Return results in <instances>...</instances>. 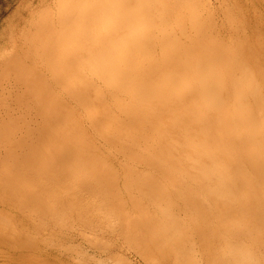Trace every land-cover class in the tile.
<instances>
[{
  "label": "rangeland",
  "instance_id": "rangeland-1",
  "mask_svg": "<svg viewBox=\"0 0 264 264\" xmlns=\"http://www.w3.org/2000/svg\"><path fill=\"white\" fill-rule=\"evenodd\" d=\"M191 16L198 35L238 49L224 97L241 104L235 88L245 83L243 102L259 131L264 0H0V222L8 220L0 264H264L261 222L256 239L247 225L225 229L196 208L214 209L218 192L207 188L217 177L201 185L199 163L182 160L176 168L187 171L168 172L162 166L173 165L157 155L166 145L155 127L173 139L166 149L186 148L185 125L170 115L175 101L159 107L153 79L196 54ZM108 63L121 68L118 76ZM210 70L206 62L200 73ZM132 85L141 99L130 95ZM169 88L181 99L194 94L176 79ZM48 90L47 128L57 129L58 117L75 126L59 146L38 141L47 109L36 101ZM29 146L61 156L39 171ZM169 229L173 241L165 240Z\"/></svg>",
  "mask_w": 264,
  "mask_h": 264
},
{
  "label": "bare ground",
  "instance_id": "bare-ground-1",
  "mask_svg": "<svg viewBox=\"0 0 264 264\" xmlns=\"http://www.w3.org/2000/svg\"><path fill=\"white\" fill-rule=\"evenodd\" d=\"M229 19L230 21L233 20L232 14H230ZM191 24L193 26V32L195 33V39L189 40V44L191 47L194 46L197 48L196 54L182 61L180 67L164 72L153 79L156 81L155 83H157L154 85L153 90H155L159 101L158 106L160 107L161 104H169L167 102L168 99H173L176 102L172 103L173 106L171 107L170 115L174 121H180L185 125L186 130L181 137H183L185 141L186 148L182 152L178 151L177 148V150L166 149L171 147L173 139L169 137L165 130L155 127L159 137L166 145L165 149L157 152V155L160 159H163L162 161L167 165H173L170 167L162 166L164 171L168 172L173 170L181 172L187 171L185 167H181L183 169L176 168L180 166L178 164L182 160H187V162L190 160L193 165H195V162L199 163L202 173L201 185L206 184L205 181L208 177L215 175L217 177L216 184L207 188L211 193L218 192L217 198L212 199V202H214V209L212 208L213 210H209L204 208L202 210L203 206L199 204L196 208L200 209L198 211H201L202 214L207 213L209 215L211 212L216 218L215 221L225 229L232 226L240 227L242 225H247L251 234L257 239V232L261 233V231L254 232L253 226L256 225L258 221L264 225L263 218H257L261 214H264V105L260 107V113L263 116L261 128L259 131H256L254 125L251 123L250 110L247 104L243 102L246 91L245 83L240 82L235 88V93L241 102L239 105L235 104L226 96L224 97L223 93L229 77V72L227 71L228 66L240 67V53L238 49L235 48V46L233 47V44L231 45V49H220L217 46V38L215 39L211 35L207 37L198 35L200 33L198 30L201 29H199L195 17L191 16ZM88 52L93 56L96 55L93 46L88 49ZM206 62L211 65V70L206 74H201V66ZM106 66L108 69L112 70L114 75L118 76L121 69L120 67L113 63H108ZM129 69L131 68L128 67V70ZM174 79L181 81L184 88L194 89L192 97L181 99L178 95H174L175 92H172L169 88ZM35 89L34 87L33 90ZM39 94L36 103L40 110L42 108L47 110L41 114L43 127L38 135V141L40 145L47 144L48 141H50L52 145L59 146L61 142L67 141V133L74 129L75 126L71 125L70 121L54 116L58 119L55 122L59 127L57 129L47 128V124L50 122L52 116L51 109L53 106V98L49 90L39 92ZM130 95L135 99H141L142 96L136 85L130 87ZM81 98L82 96H79V99ZM127 104L128 103L122 102L120 106L137 110V108L133 106L134 103L129 106ZM61 105L62 104L59 106ZM89 117H91V114ZM52 134H54V137ZM237 137H243L241 145H234L233 139ZM173 138L175 140L177 139L175 136ZM192 139L193 141H191ZM29 150L30 159L41 161L40 164L36 163L37 170L39 171L46 168V162H54L51 160L52 158L61 156H59V154L53 155L54 153H48L44 148L38 149L37 147L29 146ZM236 159H240L248 164L246 165L248 168L242 166V164L236 163ZM16 163L21 164L18 161H16ZM5 177L9 180L6 174ZM185 200L189 201L190 196ZM167 210L168 209H165V211ZM0 223L1 231L4 228L3 224H8V220L6 223ZM200 223L202 224V221ZM9 228L10 231L14 229L11 230L12 226L10 227V223ZM159 229L164 230L163 223H159ZM180 230H182V228ZM216 230L213 231V234L218 235L219 230ZM176 232H179L178 235L182 234L179 229L178 231L176 230ZM12 236H14V233ZM203 236L204 235H202V237ZM165 240L173 241L170 229L169 234H165Z\"/></svg>",
  "mask_w": 264,
  "mask_h": 264
}]
</instances>
